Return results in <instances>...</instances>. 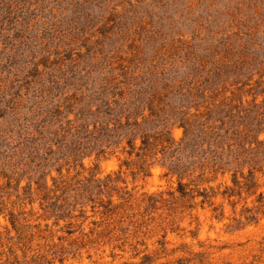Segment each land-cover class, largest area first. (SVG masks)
I'll return each instance as SVG.
<instances>
[{
  "label": "rangeland",
  "instance_id": "1",
  "mask_svg": "<svg viewBox=\"0 0 264 264\" xmlns=\"http://www.w3.org/2000/svg\"><path fill=\"white\" fill-rule=\"evenodd\" d=\"M0 264H264V0H0Z\"/></svg>",
  "mask_w": 264,
  "mask_h": 264
}]
</instances>
